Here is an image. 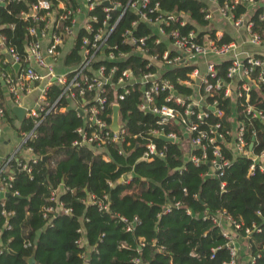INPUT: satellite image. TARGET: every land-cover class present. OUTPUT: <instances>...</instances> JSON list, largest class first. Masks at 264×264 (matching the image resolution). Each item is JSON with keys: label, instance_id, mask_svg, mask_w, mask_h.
I'll return each mask as SVG.
<instances>
[{"label": "built area", "instance_id": "built-area-1", "mask_svg": "<svg viewBox=\"0 0 264 264\" xmlns=\"http://www.w3.org/2000/svg\"><path fill=\"white\" fill-rule=\"evenodd\" d=\"M7 1L0 0V4ZM199 1L202 3L199 13L205 21L202 26L196 25L184 12L162 10L157 0H74L73 3L55 0V4L50 0H36L32 3L26 13H20L24 20L29 18L32 23L25 28L27 38L23 41L22 53L0 33V82L10 105L21 106L22 96L29 94L37 82L44 81L33 104L21 106L25 109V120L31 121V128L20 133L21 146L32 154L31 148L24 146L25 142L36 137V128L44 116L58 100L64 99L81 118V125L74 129L76 138L71 145H86L104 161L109 159L108 146L122 156L140 149L137 161L148 162L154 157H162L165 147L157 145L154 136L163 135L180 145L183 161L194 166L206 163L208 176H220L231 161L224 156L222 146L230 152L231 158L244 156L250 161L247 176L255 171L264 174V134L258 141L254 130L250 132V140L245 137L246 125L251 119L264 126V108L259 106L264 101V57L245 48L264 45V30H253L250 20L259 3L264 7V0ZM239 4L244 5L245 11L236 14ZM126 13L134 17L118 31V41L109 44L108 39ZM260 19H264V14ZM139 23L148 29L146 34L135 32ZM225 24L233 29L235 37L221 27ZM186 26L190 28L184 29ZM80 31L82 34L77 39ZM224 34L231 40L220 42ZM64 38H71V50L77 44L78 61L68 64L63 73H57L54 62ZM46 39L47 43L42 45ZM131 56L143 59L142 64L136 70L130 64L119 69L117 64ZM104 62L112 65L106 66ZM172 68H189L185 77L175 78L186 92L179 91L164 76ZM51 84L59 86L60 92L48 104L46 94ZM134 87L138 91L137 110L148 114L152 121L144 133L130 132L126 127L127 119L120 113L119 101ZM3 98L0 97V120L5 118L8 110ZM223 100L227 103L222 104ZM112 105L118 106L115 131L109 129ZM226 108L229 110L227 116L224 114ZM254 146H259L257 151ZM195 150L198 154L193 153ZM13 160L20 170L30 173V163H35L37 157L32 154L24 159L16 152L6 156L0 165V192H9L13 179L9 168ZM127 180V177L119 178V181ZM107 184L111 185L110 182ZM223 186L221 181L220 189ZM68 190L62 183L49 190L47 200L55 206H45L43 218L54 211L70 213V209L58 200V196ZM10 193L17 194L16 191ZM82 201L95 205L99 212L109 209L107 194L88 195ZM180 207L179 201L166 204L157 216ZM2 213L12 214L11 211ZM185 213L189 215L191 211L185 208ZM256 214L260 215V211ZM201 219L219 228L224 240L222 245L210 249V258L223 247L228 259L222 264H238L237 246L242 238L236 231L240 223L224 209L203 213ZM119 220L125 223V231L135 223V218L131 223L123 216H119ZM76 232L81 233L82 229L78 227ZM243 232L248 236L251 229L245 227ZM138 242L139 246L143 245L141 238ZM82 243L80 237L75 240L77 245ZM22 246L29 247L30 243L23 241ZM131 261L140 264L138 257ZM245 264H254V257Z\"/></svg>", "mask_w": 264, "mask_h": 264}, {"label": "trees", "instance_id": "trees-1", "mask_svg": "<svg viewBox=\"0 0 264 264\" xmlns=\"http://www.w3.org/2000/svg\"><path fill=\"white\" fill-rule=\"evenodd\" d=\"M35 1L8 0L0 6V33L19 53L23 52V41L27 38L25 28L32 25L29 18L24 20L20 13H26ZM50 1L55 4V0ZM157 1L164 11L184 12L196 25L205 24L199 13L202 4L199 0ZM244 11V5H237L236 14ZM263 14L264 7L256 6L250 16L253 30H264V19H260ZM132 17L130 13L124 15L115 33L108 39L109 44L118 41V31L127 26ZM188 28L190 26L184 29ZM135 32L146 34L148 29L139 23ZM81 34L80 31L77 39ZM230 40L231 37L224 34L220 42ZM76 46L66 54L65 64L78 61ZM122 48L127 50V47ZM142 62L140 57L131 56L117 66L121 69L130 64L136 70ZM104 64L112 65L108 62ZM188 69L172 68L164 76L179 91L186 92L175 78L185 77ZM59 92V86L51 84L46 103L51 104ZM137 101L138 91L134 87L119 101L120 113L127 119L126 127L130 132L144 133L152 121L148 114L137 110ZM259 106L264 108V101ZM228 113L226 108L225 116ZM79 125L81 118L64 99L58 100L37 126L36 137L25 142L24 146L30 147L37 157L35 163L29 162L30 173L20 170L16 161L10 162L13 179L9 195L0 199V264H26L24 258L30 256L32 250L35 251L34 264H133L131 260L134 257H138L140 264H222L228 259L225 248L216 250L210 258V249L224 242L219 228L201 219L203 213L210 214L221 209L240 223L236 232L242 239L238 240V244L246 249L243 252L240 249L237 263L245 264L254 257V264H264V174L255 171L247 176L250 161L246 157L231 158L230 152L222 146L224 156L231 161L220 176H208L206 163L194 166L183 161L179 144L155 139L157 145L165 147L162 157H154L148 162L137 161L140 149L122 156L108 146L106 153L109 159L104 161L86 145H71L76 138L74 129ZM30 128L31 121L24 120L19 132ZM172 129L178 133L176 127ZM252 130L256 132V141L260 140L264 134L262 123L250 120L245 130L247 140H250ZM257 147L254 146V151ZM53 149L55 151L46 162L40 160L42 155ZM193 153L198 154V151ZM181 167L183 169L179 170ZM120 177H127L128 180L119 181ZM221 181L224 182L222 189ZM60 183L71 190L58 196L70 213L54 211L43 218V208L55 206L47 200L49 190ZM13 191L17 194L10 193ZM102 194H107L109 198L107 212H99L95 205L82 201L88 195L99 197ZM174 201H179L181 207L157 216L164 205ZM185 208L191 211L189 215L185 213ZM2 211H11L12 214L6 216ZM257 211L260 215L256 214ZM119 216L130 223L135 218L129 231H125V223L119 220ZM78 227L82 229L81 233L76 232ZM245 227L251 229L248 236L243 232ZM79 237L83 240L81 245L75 244ZM139 238L142 239V246H139ZM23 241H28L30 246L23 247ZM160 247L163 249L159 250ZM244 257H247L246 261L242 260Z\"/></svg>", "mask_w": 264, "mask_h": 264}, {"label": "crops", "instance_id": "crops-1", "mask_svg": "<svg viewBox=\"0 0 264 264\" xmlns=\"http://www.w3.org/2000/svg\"><path fill=\"white\" fill-rule=\"evenodd\" d=\"M221 27L226 31L227 34H229L231 37L236 36V33L233 31V29L228 26V24H225L224 27L221 25ZM71 38H64L63 43L60 45V53L57 58V60L54 62L55 71L57 73H63L66 68L69 66L68 64L64 63V59L66 54H68L71 51ZM47 43V39L42 41V45H45ZM246 50L251 51L253 53H256L262 57H264V45L260 47H251L246 46ZM44 85V81H39L36 83L35 88L27 95L22 96L21 98V106H29L32 105L38 94L40 93V88ZM0 92L1 97L3 98V103L7 107V112L5 115V118L3 120H0V165L3 162V159L8 156L9 154L16 152L17 156L20 158H30L32 156L31 153L26 151L23 146H21V140H20V125L21 122L25 120L23 117L22 121L19 122L17 118L11 113L10 111V103L8 101V98L4 95V89L0 82ZM71 106L70 104H68ZM5 192H0V199L4 197ZM241 241V240H240ZM246 249L245 246L241 245V250ZM241 252V253H242Z\"/></svg>", "mask_w": 264, "mask_h": 264}, {"label": "water", "instance_id": "water-1", "mask_svg": "<svg viewBox=\"0 0 264 264\" xmlns=\"http://www.w3.org/2000/svg\"><path fill=\"white\" fill-rule=\"evenodd\" d=\"M3 3L0 4V6H2ZM263 4L262 3H259V6L261 7ZM174 15H176L177 13H173ZM17 67V64L14 65V68ZM2 84V82H1ZM10 111L11 113L17 118V120L19 122L22 121L23 117H24V113H25V109L21 106H11L10 107ZM117 112H118V106L117 105H112L111 107V117H110V124H109V129L115 131L117 130V123H116V119H117ZM155 139H159L161 141H164V142H174V140L172 138H169V137H165L163 135H156L154 136ZM252 146V142L249 143V149L251 148ZM55 151V149H53L51 152L47 153V154H44L40 157V160L43 161V162H46V160L51 156V154ZM9 195L8 192H5L4 193V197ZM34 250H32L31 252V255L28 256V257H25L24 258V261L26 264H34L35 263V260H34Z\"/></svg>", "mask_w": 264, "mask_h": 264}, {"label": "rangeland", "instance_id": "rangeland-1", "mask_svg": "<svg viewBox=\"0 0 264 264\" xmlns=\"http://www.w3.org/2000/svg\"><path fill=\"white\" fill-rule=\"evenodd\" d=\"M237 248H238V251H240V249H241V245L238 244ZM246 259H247V257H244L242 260H243V261H246Z\"/></svg>", "mask_w": 264, "mask_h": 264}]
</instances>
